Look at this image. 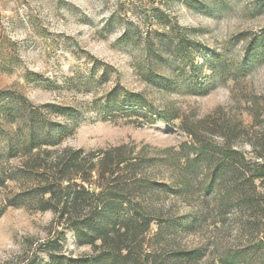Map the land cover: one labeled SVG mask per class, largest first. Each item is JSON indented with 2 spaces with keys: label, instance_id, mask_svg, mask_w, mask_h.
Instances as JSON below:
<instances>
[{
  "label": "rangeland",
  "instance_id": "374dc122",
  "mask_svg": "<svg viewBox=\"0 0 264 264\" xmlns=\"http://www.w3.org/2000/svg\"><path fill=\"white\" fill-rule=\"evenodd\" d=\"M181 37L197 46L187 59L158 46ZM105 71L107 83L85 88L89 93L63 84L65 77L97 79ZM116 86L142 94L169 120L138 127L80 110ZM3 92L34 106L80 110L61 148L126 144L148 146L153 156V149L198 146L200 137L215 156L238 152L243 161L226 168L234 182L206 192L210 173L201 163L190 190L164 197V208L194 224L179 229L175 242L199 250V264H264V181H250L258 155L264 159V0H0V170L12 172L20 163L6 156L18 118L8 117ZM21 191L14 183L1 188L0 209ZM3 211L0 264H45L38 247L48 240L58 241L60 256L92 254L50 212Z\"/></svg>",
  "mask_w": 264,
  "mask_h": 264
},
{
  "label": "trees",
  "instance_id": "16d2710c",
  "mask_svg": "<svg viewBox=\"0 0 264 264\" xmlns=\"http://www.w3.org/2000/svg\"><path fill=\"white\" fill-rule=\"evenodd\" d=\"M164 45L158 46L183 59L197 49L194 42L183 37ZM155 46L149 44L150 52ZM95 74H88L87 79L78 75L65 77L63 84L68 91L89 93L84 89L107 83L108 72H102L97 79ZM1 95L9 107L8 117L14 113L18 118L9 138L7 162L17 160L20 165L12 172L0 170V189L14 183L22 191L5 201L0 216L6 207L50 212L57 227L71 231L78 246H89L92 250L90 255L68 258L60 256L58 241L48 240L38 247L40 253L48 256L45 264L200 263L199 250H182L175 242L179 229L189 231L194 224L187 222L189 217L176 216L171 206L165 210L164 197L189 191L190 175L196 173L201 163L210 173L206 192L214 193L222 185L234 182V172L226 168L230 162L243 161L238 152L221 151L215 156L213 146L200 137L196 139L198 146L183 144L178 149H153L156 152L153 156L147 153L148 146L137 150L126 144L97 151L61 148L70 126L77 123L75 115L80 110L100 112L103 121L124 119L138 127L169 119L142 94L118 86L80 110L56 104L34 106L11 92ZM189 150L193 152L192 159ZM262 157L258 155L250 181H264ZM166 175L168 179L164 180ZM225 264L236 263L230 259Z\"/></svg>",
  "mask_w": 264,
  "mask_h": 264
}]
</instances>
